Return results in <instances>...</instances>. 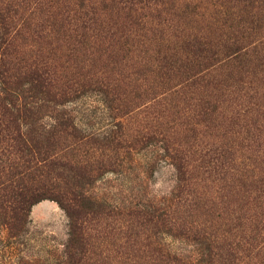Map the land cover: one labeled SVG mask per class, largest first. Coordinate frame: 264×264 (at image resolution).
I'll list each match as a JSON object with an SVG mask.
<instances>
[{
    "label": "rangeland",
    "instance_id": "374dc122",
    "mask_svg": "<svg viewBox=\"0 0 264 264\" xmlns=\"http://www.w3.org/2000/svg\"><path fill=\"white\" fill-rule=\"evenodd\" d=\"M129 1L90 0L81 44L26 48L77 90L42 123L73 121L56 151L90 215L70 255L55 201L15 229L0 218V264H264V0Z\"/></svg>",
    "mask_w": 264,
    "mask_h": 264
},
{
    "label": "trees",
    "instance_id": "16d2710c",
    "mask_svg": "<svg viewBox=\"0 0 264 264\" xmlns=\"http://www.w3.org/2000/svg\"><path fill=\"white\" fill-rule=\"evenodd\" d=\"M47 1L0 0V218L4 219L7 228L15 229L27 223L33 205L46 199L55 201L70 221L71 237L67 245L70 255L74 238L84 228L90 209L87 199L75 194L71 183L74 177H68L73 167L62 161L56 148L73 137L76 128L67 117L54 120L49 126L42 120L49 109L64 105L77 90L72 93L62 91L52 62L37 53H33L34 57L29 55L26 48L36 43V39L53 38L64 31L60 39L67 46L72 42L73 45L81 44L89 38V27L95 23L89 14L94 13L91 9L96 3L79 0L78 8L86 12L78 13L69 7L68 11L56 15V9ZM236 1L243 4L255 2ZM51 174L55 175L52 189L44 185V180L36 186L29 185L35 178ZM56 181L63 182V185ZM171 226L175 227L174 224ZM177 226L186 231L183 224ZM198 235L202 236L201 233ZM222 259L226 262L228 257ZM171 261L201 264L189 259L173 258Z\"/></svg>",
    "mask_w": 264,
    "mask_h": 264
}]
</instances>
